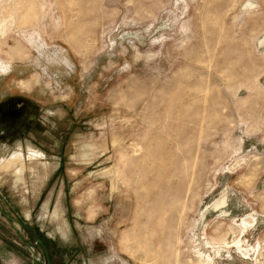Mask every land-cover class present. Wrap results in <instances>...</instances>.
I'll return each mask as SVG.
<instances>
[{"label":"rangeland","instance_id":"1","mask_svg":"<svg viewBox=\"0 0 264 264\" xmlns=\"http://www.w3.org/2000/svg\"><path fill=\"white\" fill-rule=\"evenodd\" d=\"M11 14L0 104L31 121L0 162L30 146L46 178L0 171V264H264V0L0 2Z\"/></svg>","mask_w":264,"mask_h":264},{"label":"bare ground","instance_id":"2","mask_svg":"<svg viewBox=\"0 0 264 264\" xmlns=\"http://www.w3.org/2000/svg\"><path fill=\"white\" fill-rule=\"evenodd\" d=\"M3 0H0V2H2ZM7 3V1H6ZM11 4V3H10ZM13 14H11L10 16V20L7 22L6 19H1V23H0V35L6 34L7 30L12 29L13 25L12 22H14ZM22 17V16H21ZM22 19V18H21ZM10 22V23H9ZM23 53V52H21ZM0 61V68L4 69L5 67L2 66L4 62ZM7 66V65H6ZM7 69V68H6ZM2 73V72H1ZM23 147V146H22ZM136 146L134 145V148ZM137 149V148H136ZM135 150V149H134ZM133 153L136 154V152L134 151ZM138 153V151H137ZM40 157H42V154L39 153L38 151H36L35 149H33L32 147L28 146L27 147V162H24L22 153L20 150H18L17 152H15L14 154H12V156L7 159V160H3L0 162V171L1 172H5V173H10L12 176L14 177L16 181H24V177L25 174L29 175L31 177V180L33 183H37L40 180H43L46 178V168L45 165L43 163H39L38 162V158L40 159ZM43 159V158H42ZM43 173V176H41ZM42 177V179L40 178ZM28 181V180H27ZM13 183H15L13 181ZM19 183V182H18ZM17 183V184H18ZM25 184V183H24ZM31 184V183H30ZM18 186V185H16ZM27 187V186H26ZM19 188V187H18ZM17 188V189H18ZM21 188V187H20ZM24 188V187H23ZM29 189V188H28ZM238 199V198H237ZM227 193L222 192V194L220 195V197L218 199H216L213 204L211 205V208L214 210H218V209H224L227 206ZM206 209V208H205ZM204 209V210H205ZM202 213V212H200ZM200 218V217H199ZM202 218V217H201ZM200 218V219H201ZM245 219V218H244ZM237 220V219H236ZM243 220V219H242ZM202 221V219H201ZM241 222V221H240ZM242 225H249L248 222H246V220H244L243 222H241ZM251 224V222H250ZM252 226V225H251ZM232 228V227H231ZM192 234V233H191ZM242 234V233H241ZM203 244V243H201ZM208 246V242L205 243ZM258 244V243H257ZM204 245V244H203ZM232 245V244H231ZM263 245V244H262ZM201 246V245H200ZM199 246V248H200ZM236 246V245H235ZM221 248V246H220ZM201 249V248H200ZM238 249H241V247H238ZM232 252V251H231ZM240 252V250H239ZM246 253V252H245ZM219 256V255H218ZM152 257H155L154 255H152ZM217 257V256H216ZM198 261L201 264H211V259L209 257H204L201 253L198 254ZM156 261V259H155ZM154 261V262H155ZM164 261V260H163ZM166 261V259H165ZM153 262V263H154ZM167 262V261H166ZM215 262V261H214ZM258 262V261H257ZM160 263V262H159ZM164 263V262H163ZM169 264V262H167ZM166 263V264H167ZM155 264V263H154Z\"/></svg>","mask_w":264,"mask_h":264},{"label":"flooded vegetation","instance_id":"3","mask_svg":"<svg viewBox=\"0 0 264 264\" xmlns=\"http://www.w3.org/2000/svg\"><path fill=\"white\" fill-rule=\"evenodd\" d=\"M30 114L15 104H0V142L24 137L30 127Z\"/></svg>","mask_w":264,"mask_h":264},{"label":"crops","instance_id":"4","mask_svg":"<svg viewBox=\"0 0 264 264\" xmlns=\"http://www.w3.org/2000/svg\"><path fill=\"white\" fill-rule=\"evenodd\" d=\"M21 144H23L22 142H20ZM55 210H57L58 211V213H59V210L56 208Z\"/></svg>","mask_w":264,"mask_h":264}]
</instances>
